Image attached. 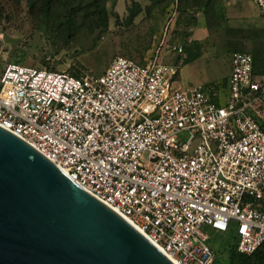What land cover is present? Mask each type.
Listing matches in <instances>:
<instances>
[{
  "label": "built area",
  "instance_id": "built-area-1",
  "mask_svg": "<svg viewBox=\"0 0 264 264\" xmlns=\"http://www.w3.org/2000/svg\"><path fill=\"white\" fill-rule=\"evenodd\" d=\"M177 75L158 58L117 56L100 76L9 63L0 126L177 264H212L204 226L251 254L264 243V74L235 51L223 83L183 88Z\"/></svg>",
  "mask_w": 264,
  "mask_h": 264
},
{
  "label": "rangeland",
  "instance_id": "rangeland-1",
  "mask_svg": "<svg viewBox=\"0 0 264 264\" xmlns=\"http://www.w3.org/2000/svg\"><path fill=\"white\" fill-rule=\"evenodd\" d=\"M88 2L75 0V5ZM98 2L107 11L105 25H98L97 14L81 12L70 28L56 4L47 10L42 0H0V74L7 64L17 63L100 76L117 56L158 58L177 66V84L188 88L223 83L235 51L259 50L264 57V18L254 0ZM194 40L202 56L184 64L185 48ZM220 95L224 104L228 91L222 88ZM202 229L212 236V264H228L232 234Z\"/></svg>",
  "mask_w": 264,
  "mask_h": 264
},
{
  "label": "water",
  "instance_id": "water-1",
  "mask_svg": "<svg viewBox=\"0 0 264 264\" xmlns=\"http://www.w3.org/2000/svg\"><path fill=\"white\" fill-rule=\"evenodd\" d=\"M0 264H175L140 230L0 126Z\"/></svg>",
  "mask_w": 264,
  "mask_h": 264
},
{
  "label": "trees",
  "instance_id": "trees-1",
  "mask_svg": "<svg viewBox=\"0 0 264 264\" xmlns=\"http://www.w3.org/2000/svg\"><path fill=\"white\" fill-rule=\"evenodd\" d=\"M54 4L58 5L62 11L65 18V22L71 28L75 24L76 16L83 12L84 15L97 14L99 17L98 25H105L107 19V11L104 4H100L98 0H90L85 5L78 3L75 5V0H42L43 8L50 10ZM134 15L131 14V17ZM187 54L184 64L193 62L194 60L202 56V48L198 40L191 41L185 48ZM251 53V52H249ZM254 60V73L257 75L264 74V57L261 55L259 50L255 53H251ZM73 75L80 76L79 74L73 73ZM209 85V84H207ZM229 249L228 254V264H264V243L253 253L243 254L237 251L235 240L231 245L227 246Z\"/></svg>",
  "mask_w": 264,
  "mask_h": 264
},
{
  "label": "bare ground",
  "instance_id": "bare-ground-1",
  "mask_svg": "<svg viewBox=\"0 0 264 264\" xmlns=\"http://www.w3.org/2000/svg\"><path fill=\"white\" fill-rule=\"evenodd\" d=\"M126 219V218H125ZM127 220V219H126ZM127 221H129V220H127ZM130 222V221H129ZM131 223V222H130ZM138 229V228H137ZM139 230V229H138ZM159 248V247H158ZM160 250H161V248H159ZM175 264H177V262H176V260L172 257V256H170V255H167Z\"/></svg>",
  "mask_w": 264,
  "mask_h": 264
},
{
  "label": "crops",
  "instance_id": "crops-1",
  "mask_svg": "<svg viewBox=\"0 0 264 264\" xmlns=\"http://www.w3.org/2000/svg\"><path fill=\"white\" fill-rule=\"evenodd\" d=\"M229 75H230V73H229ZM229 75H228V76H229ZM227 78H228V77H227ZM227 78H226V79H227Z\"/></svg>",
  "mask_w": 264,
  "mask_h": 264
}]
</instances>
